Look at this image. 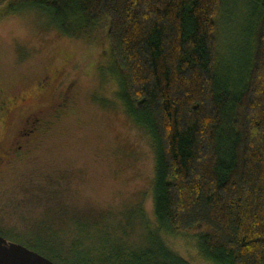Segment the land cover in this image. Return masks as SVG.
<instances>
[{
    "label": "trees",
    "instance_id": "1",
    "mask_svg": "<svg viewBox=\"0 0 264 264\" xmlns=\"http://www.w3.org/2000/svg\"><path fill=\"white\" fill-rule=\"evenodd\" d=\"M248 2L251 61L241 79L219 64L221 0H0V9L38 10L65 34L107 22L120 97L154 142L157 228L194 237L211 264H264V0ZM97 235L95 250L53 235L27 247L55 264H190L155 230L136 246Z\"/></svg>",
    "mask_w": 264,
    "mask_h": 264
},
{
    "label": "rangeland",
    "instance_id": "2",
    "mask_svg": "<svg viewBox=\"0 0 264 264\" xmlns=\"http://www.w3.org/2000/svg\"><path fill=\"white\" fill-rule=\"evenodd\" d=\"M250 11L248 0H221L215 20L219 64L241 79ZM106 30L100 20L65 34L36 9H0V153L13 149L0 162V235L25 246L79 237L95 250L98 232L136 246L155 230L190 264H211L194 237L157 228L154 142L126 111Z\"/></svg>",
    "mask_w": 264,
    "mask_h": 264
},
{
    "label": "water",
    "instance_id": "3",
    "mask_svg": "<svg viewBox=\"0 0 264 264\" xmlns=\"http://www.w3.org/2000/svg\"><path fill=\"white\" fill-rule=\"evenodd\" d=\"M0 264H55L27 246L6 240L0 235Z\"/></svg>",
    "mask_w": 264,
    "mask_h": 264
},
{
    "label": "flooded vegetation",
    "instance_id": "4",
    "mask_svg": "<svg viewBox=\"0 0 264 264\" xmlns=\"http://www.w3.org/2000/svg\"><path fill=\"white\" fill-rule=\"evenodd\" d=\"M9 112V108L6 107V102L5 101H0V120H4ZM28 131H31V128L28 129ZM13 149L9 148V146H7V149L5 151H3L2 153H0V162H2V159H6L9 156L10 151H12Z\"/></svg>",
    "mask_w": 264,
    "mask_h": 264
}]
</instances>
